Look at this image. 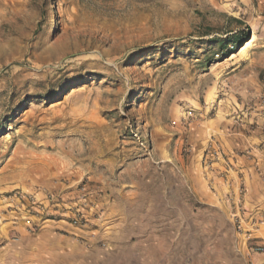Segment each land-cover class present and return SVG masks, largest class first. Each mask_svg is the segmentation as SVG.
Listing matches in <instances>:
<instances>
[{
    "label": "rangeland",
    "instance_id": "1",
    "mask_svg": "<svg viewBox=\"0 0 264 264\" xmlns=\"http://www.w3.org/2000/svg\"><path fill=\"white\" fill-rule=\"evenodd\" d=\"M234 129L264 133V0H0V207L55 264H252Z\"/></svg>",
    "mask_w": 264,
    "mask_h": 264
},
{
    "label": "crops",
    "instance_id": "2",
    "mask_svg": "<svg viewBox=\"0 0 264 264\" xmlns=\"http://www.w3.org/2000/svg\"><path fill=\"white\" fill-rule=\"evenodd\" d=\"M222 153L234 167L226 172L222 184L218 183L222 189V205L232 206L231 213L238 215L251 212L257 220L248 236L264 244V221L259 222L264 216V133L226 130L222 132ZM240 186L243 193L239 192ZM3 206L0 207V264H55L54 259L42 256L40 250L51 247L52 243L27 239L24 221L15 219V213ZM16 233L18 240L11 238ZM252 264H264V253L254 257Z\"/></svg>",
    "mask_w": 264,
    "mask_h": 264
},
{
    "label": "trees",
    "instance_id": "3",
    "mask_svg": "<svg viewBox=\"0 0 264 264\" xmlns=\"http://www.w3.org/2000/svg\"><path fill=\"white\" fill-rule=\"evenodd\" d=\"M242 39H243L242 34H240V35H239V38H238V39H233L232 42L236 44V43H239ZM235 44H231L230 47H229V49H228V47H226L225 43L222 42V43L219 44V47H220V49H221V52H222L224 49L228 51V50H230V49L235 48V46H234Z\"/></svg>",
    "mask_w": 264,
    "mask_h": 264
},
{
    "label": "built area",
    "instance_id": "4",
    "mask_svg": "<svg viewBox=\"0 0 264 264\" xmlns=\"http://www.w3.org/2000/svg\"><path fill=\"white\" fill-rule=\"evenodd\" d=\"M239 217V216H238ZM240 219V218H239ZM239 221V225H240V220H238ZM255 251H257V252H260V253H264V244H259V245H256L255 246Z\"/></svg>",
    "mask_w": 264,
    "mask_h": 264
}]
</instances>
